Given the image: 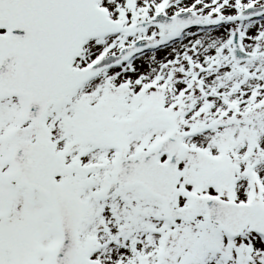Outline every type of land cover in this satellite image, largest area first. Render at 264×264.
I'll use <instances>...</instances> for the list:
<instances>
[{
	"label": "snow or ice",
	"instance_id": "snow-or-ice-1",
	"mask_svg": "<svg viewBox=\"0 0 264 264\" xmlns=\"http://www.w3.org/2000/svg\"><path fill=\"white\" fill-rule=\"evenodd\" d=\"M0 264H264V0H0Z\"/></svg>",
	"mask_w": 264,
	"mask_h": 264
}]
</instances>
